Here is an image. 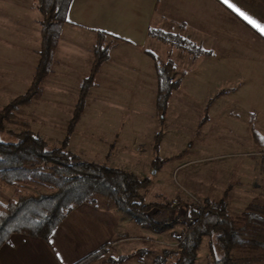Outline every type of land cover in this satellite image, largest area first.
<instances>
[{"label":"rangeland","instance_id":"obj_1","mask_svg":"<svg viewBox=\"0 0 264 264\" xmlns=\"http://www.w3.org/2000/svg\"><path fill=\"white\" fill-rule=\"evenodd\" d=\"M91 14L88 11L87 17L93 19ZM20 19L14 11H0V109L28 91L40 59V48L35 52L17 42L31 34L41 46L42 15L38 12L36 21L35 11H30L32 33L26 35L13 23ZM85 40V49H74L60 42L55 71L56 75L66 77L56 79L49 75L44 79L32 104L21 107L15 119L6 123L2 134L5 141H13V135L25 131L27 125L50 148L62 146L79 100L83 77L89 75L87 71L94 61L97 39ZM105 45L110 48L109 59L89 91L68 150L89 162L120 166L142 180L151 179L150 187L141 191L145 203L168 205L149 214L167 227L165 230L156 231L148 224H142L143 228L134 220L132 233L122 236L117 245L120 251L116 252L124 254L116 253L118 258L111 260H121L122 264H174L179 242L193 225L187 221L195 219L188 215L187 205L203 209L206 201H225L230 215L238 218L263 194L264 147L255 143L250 121L254 116L253 123L262 138L264 80L258 81L259 87L244 90L242 95H226L223 91L212 95L216 87L212 84L207 87L211 81L207 73L201 80L194 79L189 64L174 63L173 80L182 81V85L173 93L166 119L161 124L156 110L155 66L171 58L180 60L173 53L175 48L169 45L161 48L157 44L140 47L111 37ZM147 50L155 53L156 60L145 54ZM70 70L76 75H71ZM159 132L162 133L159 157L165 163L155 171L152 162ZM17 188L24 194L50 191L40 184L10 187L0 183V201L7 204L15 199ZM112 255L98 262L107 263ZM212 263L210 239L204 238L195 264Z\"/></svg>","mask_w":264,"mask_h":264},{"label":"trees","instance_id":"obj_2","mask_svg":"<svg viewBox=\"0 0 264 264\" xmlns=\"http://www.w3.org/2000/svg\"><path fill=\"white\" fill-rule=\"evenodd\" d=\"M38 1L42 15L41 49L32 85L24 95L0 109V183L10 187L40 184L47 186L50 191L24 194L17 188L15 199L9 200L7 204L0 201V248L9 242L13 234L48 241L75 207L92 201L95 196L107 197L118 211L140 225H151L156 231L165 230L167 227L149 214L156 208L162 210L168 205L147 204L141 194L142 190L150 187L151 179L142 180L132 172L89 162L68 150L74 127L85 110L89 91L109 59L110 48L105 45L106 39L110 37L108 33L96 32L92 68L80 86L79 100L62 146L50 148L27 125L25 131L13 135V141L3 139L6 123L15 119L21 107L32 104L40 93L44 79L50 75L55 50L63 27L68 24L73 0ZM150 35L172 46L183 47L185 44V41L172 34L150 31ZM188 49L194 56L206 54L196 47L190 46ZM147 54L156 59L154 54ZM175 68L171 60L156 65V110L161 124L166 119L173 93L182 85V81L173 80ZM253 119L254 116L250 121L252 136L259 147H264V135L261 138ZM161 140L162 133L159 132L155 138V159L152 162L155 171L165 163L159 157ZM261 168L264 174V154ZM262 189V196L254 199L238 218L230 215L225 201H206L203 209L187 205L188 215L195 217L196 221L180 240L178 258L174 264H195L204 238L210 239L212 264H264V179ZM111 262L122 264L121 260ZM88 263L85 260L78 264Z\"/></svg>","mask_w":264,"mask_h":264},{"label":"crops","instance_id":"obj_3","mask_svg":"<svg viewBox=\"0 0 264 264\" xmlns=\"http://www.w3.org/2000/svg\"><path fill=\"white\" fill-rule=\"evenodd\" d=\"M229 3L264 27V0H229ZM0 11H14L15 17L21 19L13 23L26 35L27 32L32 33L28 14L35 11L37 21L39 1L0 0ZM88 11L93 19L87 17ZM97 31L140 47L156 44L161 48L172 46L151 36L150 31L181 38L185 41L183 47L172 46L175 56L181 59L170 60L176 64H189L194 79L201 80L203 74L207 73V79H211L207 87L211 84L216 87L212 95L222 91L226 95H242L244 90L259 87L261 83L258 81L264 80V35L223 0H73L68 24L63 27L54 54L50 78L62 77L56 75L55 71V66L59 64L60 42L64 41L65 46L74 49H85L87 42L84 40L97 39ZM35 32L37 35V29ZM65 35L70 37L65 38ZM38 41L35 35L30 34L26 38L21 37L17 44L38 52L41 49ZM190 46L206 54L194 56L189 52ZM147 52L155 55L147 50V56ZM90 67L87 73H90ZM68 72L76 75L74 70ZM155 73L157 75L156 66ZM109 167L121 168L115 165ZM135 224L134 219L118 211L110 199L96 196L92 201L75 207L48 241L13 234L9 242L0 248V264H78L85 260L89 261L88 264H114L111 259L118 258L117 254H124L122 251L117 253L120 251L117 245L121 237L132 233ZM108 254L113 256L108 257L109 262H98Z\"/></svg>","mask_w":264,"mask_h":264},{"label":"snow or ice","instance_id":"obj_4","mask_svg":"<svg viewBox=\"0 0 264 264\" xmlns=\"http://www.w3.org/2000/svg\"><path fill=\"white\" fill-rule=\"evenodd\" d=\"M233 11H235L238 15H240L243 19H245L249 24H251L254 28H256L261 35H264V27H261L256 21L252 20L249 16H247L244 12L240 11L233 4L229 3V0H223Z\"/></svg>","mask_w":264,"mask_h":264},{"label":"built area","instance_id":"obj_5","mask_svg":"<svg viewBox=\"0 0 264 264\" xmlns=\"http://www.w3.org/2000/svg\"><path fill=\"white\" fill-rule=\"evenodd\" d=\"M167 218H168V217H167ZM165 219H166V218H165ZM166 220H168V219H166ZM195 221H196L195 219H190V220L187 221V222H188L189 225H192Z\"/></svg>","mask_w":264,"mask_h":264}]
</instances>
